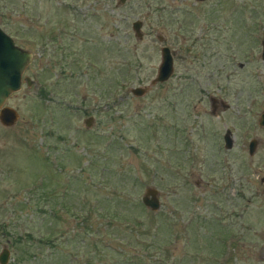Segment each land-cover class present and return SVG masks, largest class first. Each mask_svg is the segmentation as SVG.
<instances>
[{
	"label": "rangeland",
	"instance_id": "1",
	"mask_svg": "<svg viewBox=\"0 0 264 264\" xmlns=\"http://www.w3.org/2000/svg\"><path fill=\"white\" fill-rule=\"evenodd\" d=\"M16 4L0 28L30 51L22 76L32 84L22 82L8 97L5 104L19 117L12 126L0 125V250H9L6 264H85L88 245L77 246L72 236L85 225L81 209L97 229L105 206H96V199L105 196L77 190L71 178L79 174L83 183L107 181L101 190L107 196L112 189L119 193L120 185L140 204L144 187L158 190L157 211L141 204V212L128 214L141 213L144 230L159 232L162 240L155 244L158 254L152 248L142 254L144 264H264V127L257 125L264 111V0ZM134 20L142 23L140 39ZM163 45L174 54L172 75L132 96L129 87L154 77ZM124 62L129 80L121 72ZM211 96L228 107L211 114ZM227 131L230 149L223 146ZM107 138L115 144L104 155ZM249 139L257 141L252 155ZM108 155L114 173L105 176ZM44 185L52 189L49 202L59 215L55 246L16 262L14 239L46 229L38 216L49 208L38 196ZM124 242L128 254L139 246ZM116 260L105 254L99 262Z\"/></svg>",
	"mask_w": 264,
	"mask_h": 264
},
{
	"label": "trees",
	"instance_id": "2",
	"mask_svg": "<svg viewBox=\"0 0 264 264\" xmlns=\"http://www.w3.org/2000/svg\"><path fill=\"white\" fill-rule=\"evenodd\" d=\"M16 1L17 0H0V23L2 25L7 26L6 20H10V18L7 17V14H15L13 8H17ZM14 36L17 37L18 35ZM126 69L127 68L125 67L124 62L121 72L125 73V79L129 80L126 74ZM109 116L110 115H108L107 117ZM169 129L170 126L166 127V130ZM163 133L168 134V132ZM106 140L107 142L105 143L104 147V155L106 154V152H109L110 147H113L115 144V141H113V139L107 138ZM109 161L110 155L105 156L103 159L104 164H102L103 167L101 169L102 173L105 176H110L111 172L114 173V171L111 170L112 167H108ZM80 175L81 174H79V177L74 176L71 178L73 179V184H79L77 190L80 187H83L81 191L85 190L89 193H93L94 196H97V193L103 194L105 196L102 198L99 195L96 199V206H105L104 213L102 215H97L96 217L98 226L97 229L96 227L92 228V225H94L93 222H90V218H92V215H82L84 210L81 209L79 214L80 220L81 223H85V225L83 224V227H81L80 230H77V232H75L72 236V240L76 241L77 246L82 247L84 244L88 245L87 247L89 248V250H87L85 264H103L99 262V260H101L105 254H112L117 256L115 264H144L145 259L143 258L142 254H146L149 248H152L154 254H158L160 252V249L156 247V242L161 240V238H159V232H150L149 230H144L143 223L141 222V220H139L141 213L139 214L135 212L133 217L131 215L128 216L130 209L136 211L139 210L141 212L142 206L138 201H130L129 199H127L126 195H124V192H121L120 188L122 187L120 185L119 193H117V190L113 191L112 189V192L107 196L106 191L101 192V190H104L107 187V181L94 182V180H91L90 182L83 183L82 179L84 177L80 178ZM95 175L96 173H92V176ZM119 182L123 183V178H121ZM94 185H98L99 189H94ZM45 187H48V189H45ZM51 192L52 189L50 188V186L44 185V187L38 194L39 199L43 201V206L46 205L47 207H49L47 212L42 211V213L38 214V216H41V225L46 227V229H43V231L37 229L35 233L28 231L22 237L21 235H19L16 237V239H14L13 244L16 243L15 248L17 249V253L15 254L16 262L20 263L21 261H26L30 258L40 257L41 255H43V251L45 249L52 250L55 246L54 244L56 242V231L53 229V227L55 222L58 220L59 215L57 216L53 211L54 204L52 202H49V199L52 196ZM89 208L91 209L94 207L90 204ZM93 238H95L96 240H94ZM127 239L135 240L139 246L143 244V247L145 246L144 249L146 251L143 249V247H141L140 249L139 246H134V249L136 250L132 249L133 254H128L124 247L125 245H127V249L130 248L129 244L127 242H124ZM21 240L22 242H20ZM82 241L83 243L78 244ZM36 249H38V251H36ZM94 258L98 260V263L93 262ZM154 264H161V262H154Z\"/></svg>",
	"mask_w": 264,
	"mask_h": 264
},
{
	"label": "water",
	"instance_id": "3",
	"mask_svg": "<svg viewBox=\"0 0 264 264\" xmlns=\"http://www.w3.org/2000/svg\"><path fill=\"white\" fill-rule=\"evenodd\" d=\"M123 1L124 0H120V2ZM141 24L142 23L139 20H134L131 23V28L133 29L137 39L142 37V33L140 31ZM260 43V58L264 62V35L262 36ZM173 55L174 54L167 46H161L159 48L160 60L154 77L148 84L129 87L127 91L134 97H140L148 92L155 84L163 83L168 80L173 73ZM31 57L32 55L30 51L17 45L14 42V39L2 28H0V125L2 126H12L19 117L17 110L5 104V102L11 94L16 93L20 89L22 82L26 85L32 84V81L27 76H22V73L31 61ZM209 98L210 105L214 104L215 98L212 96ZM223 102L221 100V102L219 101L216 103V107H219L222 111L228 107V105ZM216 111L211 109L210 113L215 114ZM91 122L92 118L90 117L84 120L86 127H88ZM257 124L264 127V111L260 113ZM223 141L226 148H231L232 139L229 137L228 131L223 136ZM253 147L254 140L252 139L248 142L249 155H251ZM140 202L150 211H157L160 206L158 190L153 187H144L140 197ZM8 257L9 250L3 246L0 250V264H6Z\"/></svg>",
	"mask_w": 264,
	"mask_h": 264
},
{
	"label": "flooded vegetation",
	"instance_id": "4",
	"mask_svg": "<svg viewBox=\"0 0 264 264\" xmlns=\"http://www.w3.org/2000/svg\"><path fill=\"white\" fill-rule=\"evenodd\" d=\"M170 50V49H169ZM24 76V75H23ZM22 84V83H21ZM215 98V100H214V104H212V105H210V98L208 99V103H209V110L211 111V109L212 110H214V111H216L219 107H216V103L217 102H221V100L222 99H219V98H217V97H214ZM222 102H223V100H222ZM224 104H225V102H223ZM228 105V104H227ZM213 106V107H212ZM263 112V111H262ZM260 115V114H259ZM258 118H259V116H258ZM258 125V124H257ZM227 132H225V134H226ZM224 134V135H225ZM223 135V136H224ZM228 135H229V137L232 139V143H233V138H232V136H231V134L228 132ZM222 136V137H223ZM250 140H252V139H249V141ZM254 140V147H253V150H252V153H251V155L254 153V151H255V148H256V145H257V141H256V139H253ZM248 141V142H249ZM223 146H224V141H223ZM224 148H226L225 146H224ZM226 149H230V148H226ZM247 154H248V143H247ZM249 155V154H248Z\"/></svg>",
	"mask_w": 264,
	"mask_h": 264
}]
</instances>
